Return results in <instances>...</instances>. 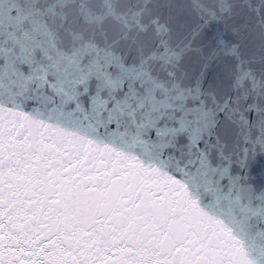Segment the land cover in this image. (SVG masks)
Returning a JSON list of instances; mask_svg holds the SVG:
<instances>
[{
	"label": "snow or ice",
	"instance_id": "6c2138e0",
	"mask_svg": "<svg viewBox=\"0 0 264 264\" xmlns=\"http://www.w3.org/2000/svg\"><path fill=\"white\" fill-rule=\"evenodd\" d=\"M264 0H0V264H264Z\"/></svg>",
	"mask_w": 264,
	"mask_h": 264
},
{
	"label": "water",
	"instance_id": "95a60500",
	"mask_svg": "<svg viewBox=\"0 0 264 264\" xmlns=\"http://www.w3.org/2000/svg\"><path fill=\"white\" fill-rule=\"evenodd\" d=\"M256 166L264 168V158H261V159L257 160L256 161Z\"/></svg>",
	"mask_w": 264,
	"mask_h": 264
}]
</instances>
